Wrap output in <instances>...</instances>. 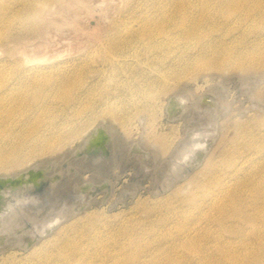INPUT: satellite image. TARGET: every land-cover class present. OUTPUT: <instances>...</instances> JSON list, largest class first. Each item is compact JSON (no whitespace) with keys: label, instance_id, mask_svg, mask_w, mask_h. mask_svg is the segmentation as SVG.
Returning <instances> with one entry per match:
<instances>
[{"label":"bare ground","instance_id":"6f19581e","mask_svg":"<svg viewBox=\"0 0 264 264\" xmlns=\"http://www.w3.org/2000/svg\"><path fill=\"white\" fill-rule=\"evenodd\" d=\"M48 1L14 0L17 2V6L14 7L16 9L13 10L14 18L21 21L26 14L36 15L38 6L44 5ZM204 1L198 8L193 7L194 5L184 6L185 4H183L177 5L180 7L176 8L177 10L175 9L173 13L160 11L159 14H145L140 17L126 10L125 20L127 21L120 22L117 26L130 27L132 22L135 23L136 28L132 32H123V34H120V30L116 28L120 36L118 40L103 47V61L113 65L115 62L126 61L127 58L137 59L139 56H137L136 50L134 54L137 58L129 55L132 53L123 52V47L136 48L137 45L141 46L142 44L146 45L148 49L156 47L159 49L161 48L159 45H162L163 42H173L171 39L173 31H170L178 29L179 35L177 33L175 35H182L186 40L197 42L195 45L199 49L193 56L196 58L194 62H197L195 64L204 70L219 71L234 64L238 73L257 64L264 67V47H261L260 42L254 43L255 45L250 44L254 47L250 51L245 49L243 52L242 49L245 48H242L243 45H239L242 49L236 48L234 45L235 48L223 49L222 52L219 49L221 43L218 42L219 50L216 48L218 46H215L217 43L215 41L219 39H214L215 41L212 42L214 35H211L212 27H218L221 23L219 18H223L222 21L230 19L239 23L263 18L264 0H222L221 6H210V8L206 0ZM9 4V0H0V16H6L5 14L10 9ZM206 37L211 42H207L208 40L205 39L207 43L203 45L202 39ZM181 38L183 39V37ZM232 45L233 43L231 47ZM181 46L183 47V45ZM154 51L151 52L154 53ZM192 53H194V49H192ZM140 55L143 57V54ZM189 61V59L182 60L179 61L180 64H176L177 66L167 67V70L164 71L165 74L159 72L157 86L154 83L151 84L152 87L155 86L154 91L147 90L145 94L148 101L154 99L159 92L168 90V87H171V84L169 85L171 80L180 79L181 81L182 75L192 65V61ZM193 66L196 67L194 64ZM3 77L4 75L0 73V175H5L0 177L9 175L14 178L23 175V183L19 185L7 184L0 190V253L6 255L14 248L22 250L31 248L30 252L33 254L39 250L37 256L39 257V254H42L40 251L47 250L50 246L47 255L45 253L46 259L43 264H77V258H84V261H88L87 259L90 257L84 253L85 247L81 248L83 245L80 248L67 247L66 243L69 238L67 241V239L61 238H66V236L59 238L53 234L69 219H71L69 221V227H71L76 222L78 214L95 201V192L99 189L100 183L108 181L106 171L109 168V163L113 162L124 166L131 164L143 174L149 172L153 177L152 180L154 179L152 184L157 183L154 189H158L157 192L160 193L171 188L177 180L179 183V179L184 178H187L186 186H199L204 191V193L202 191L203 194L194 195L193 202H187L185 198H182L185 205L180 208L185 207V209H176L177 213L174 210L175 215L172 213L174 218L171 214L173 219L169 224L164 225L166 221H162L164 226L161 229L162 232L159 233L160 236L154 238L155 248H153L158 251L163 250L164 253L168 249L175 254L183 249L180 252L185 253L187 246L193 247L194 243L200 247L201 241H196V238H202L203 249L200 251L209 252L211 260L197 257L193 249L190 250V254H187L189 258L184 257L188 258L187 260L183 259L181 255L170 256V253L165 260H161L157 256L154 257L152 250H149V245L145 250L142 246L136 247L135 243L138 240L132 238L128 242L116 244L111 248H102L100 251H96L94 248L96 257H99L97 264H235L233 251L240 250L250 253L264 243L263 151L254 152L261 159L259 161H256L257 158L254 154H246L247 152L236 157L238 159H233V155V157L229 156V160L232 159V161L229 163L228 160L229 167L226 165L228 169L220 170L219 167V169L214 168L204 172L206 178L204 181L206 182L201 181V184L190 175L195 169L201 168L199 171L201 172L205 167L203 160L209 145L212 144L209 141L215 140L220 124L221 109L215 103L216 101L212 100L213 98H208L211 94L208 97L191 94V99H188L189 95L187 98V94L182 88H180L182 90L174 91L168 96L165 106H163L167 120L176 122L171 125V128L176 129L177 133L171 138L169 134L152 131L146 138L144 137L146 141L142 145V140L131 141L128 139L130 142L124 143L114 138L116 133L114 127L110 123L107 125L105 123L109 121L114 124V122L119 123L123 120L122 124H125L130 120L129 116L118 117L117 108L109 106V111L98 120L99 116L95 113L92 102L89 101L87 106L84 105V108L80 107V95H86L87 91L81 88L80 80L76 78H63L57 83L50 80L33 81L30 90L28 85L27 89L22 85L16 90H12ZM183 86L181 85V87ZM75 87L76 89H74ZM221 88L224 87L221 86ZM185 90H187L186 87ZM76 91L80 92L76 93ZM54 101L61 102L62 105L59 106L61 112L68 111V114L66 113V116L69 117L67 124L69 122L71 124L78 123L70 128L69 126L63 127L61 121L58 122L57 116L44 117L41 113L35 116L27 114V111L33 107L43 106L42 108L45 109ZM170 106L174 108L169 109ZM86 114H90L88 120L81 121ZM100 125H103L110 136L108 147L111 148L112 155L109 160L100 154L101 146L92 147L90 144L91 137ZM87 128H89L88 132L79 136L78 145L67 150L68 136L65 133L69 130L70 136L74 137ZM93 166L96 167V170L93 171L92 177L81 181L79 179L81 173L77 174L80 172L79 170ZM30 168L43 169L42 177L32 183L27 180ZM82 171L84 170L82 169ZM104 186L106 195L108 186L106 184ZM133 187L126 188L117 200L124 203L125 196L133 197L137 190ZM181 190L182 188L178 184L173 189L178 192L176 193L178 195ZM192 208H197L196 213L192 211ZM186 210L191 211V216L186 214ZM199 219L203 220V226L197 223ZM209 227L214 228L211 230ZM50 234L53 236L51 238L55 240L50 238L54 242H50L49 246L44 244L49 238L35 245L38 240ZM209 235L212 236L211 239H209ZM57 240L59 241L57 242ZM215 249L222 251L221 254H213Z\"/></svg>","mask_w":264,"mask_h":264},{"label":"rangeland","instance_id":"374dc122","mask_svg":"<svg viewBox=\"0 0 264 264\" xmlns=\"http://www.w3.org/2000/svg\"><path fill=\"white\" fill-rule=\"evenodd\" d=\"M216 1L206 0L209 8L210 6L219 7L222 5L220 3L222 0H218V3ZM9 2L10 9L5 14L6 16H0V73L4 75L3 78H5V81L12 90H16L17 87L22 85L26 89L28 85L30 90V85L33 81L50 80L57 83V81L63 78H76L80 80L79 84L81 88L87 91L86 95H80V107L84 108V105L87 106L89 101L92 102L94 111L99 116H97L98 120L109 111V106L117 108L118 117L129 116L130 120L125 124H122L123 120L119 123L114 122V124L107 120L108 123L106 122L105 124H112L116 132L113 131L115 133L114 138L124 143L130 142V140H142V145L146 141L145 138L148 136V133L151 134L152 131L160 134H169L171 138L177 133L176 129L171 128V125H174L176 122L167 120L164 109L166 99L174 91L176 92L177 89L182 88L184 93L186 92L187 98L189 95L188 99H191V94L205 95L207 97L211 94L212 96L210 95L208 98H213L212 100L216 101L215 103L221 109V118L215 140L209 141L212 144L209 145L208 152L205 154L206 156L203 160L205 166L202 170L203 172H199L201 168H197L190 174L197 182L200 181V184L201 181L206 182L204 181L206 179L203 174L204 172H208L214 168L219 169V167L220 170L228 169L226 167L232 161V159L229 160V156L233 155V159H238L236 157H239L243 152V154L247 152L246 154L250 155H255L254 152L258 151L264 152L263 66L257 64V68V65L247 67L238 73L234 64L228 68H223L224 70H219L220 72L218 70H204L195 64L197 62H194L196 58L193 56H195L199 49L195 45L197 42L186 40L184 36L180 35L183 37V40L178 36V29H171L170 31H173L171 36L172 41L176 42H163L162 45H159L161 47L159 49L156 47L149 48V50L146 48V45L143 46L142 44L141 46L137 45L136 48L123 47V52L132 53L129 54L132 56H135L134 51L136 50V54L140 58L136 56L137 59L127 58L128 60L115 62L113 65L105 63L102 59L103 47L114 40H118L120 36L116 28L120 30V34L128 31L132 32L136 28L135 23L132 22L130 23V27L117 26L120 22L127 21L125 20L126 10H129V12L138 17L145 14H159L160 11L162 13H173L176 8L180 7L177 5L185 4L184 6H189L190 4L198 8L201 5L200 3L205 2L204 0H49L44 5L38 6V14H26L25 18L21 21L14 18L15 12L13 13V10L16 9L14 7L17 6V2H14V0H9ZM219 19L221 23L218 27H212L211 35H214L212 42L215 41L214 39H219L215 41L217 42L215 46H218L219 43L222 44V48L216 47L220 51L223 52V49L231 50L235 47L241 48L240 46L242 45V48L245 47L244 49L241 48L243 52L245 49L250 51L254 49L253 45L256 42H260L261 47H264V17L240 23L231 21L230 19L224 21H222L223 18ZM132 21H134L133 18ZM206 27L209 26L206 25ZM176 33L178 35H175ZM205 39L208 40V37L202 39L203 45L211 42L210 39L205 42ZM231 42L233 43L232 47ZM234 45L235 47H233ZM192 49H194V53L191 54ZM151 51H154V53ZM140 54H143V57ZM154 57L156 58L154 59ZM186 59H189V62L192 61V65L189 68L190 71L188 69L182 75L181 81L180 79L171 80L169 83L171 87H168V90L159 92L154 99L148 101V97L145 94L147 90L154 91L155 86L152 87L151 84L154 83L156 85L159 81L157 80L158 73L165 74L166 72L164 73V71L167 70V67L177 66L178 63H181L179 61ZM194 68H197V70ZM187 72L188 75H186ZM171 76L172 73L170 74ZM181 85H184V88ZM221 86L224 88H221ZM185 87L188 91L185 90ZM77 92L79 93L80 91ZM61 105V102L54 101L45 109L42 108L43 106L33 107L27 111V114L35 116L41 113L44 117H48L49 115L57 116L58 122L61 121L63 127H73L78 122L73 124L69 122L67 124L69 117L66 116V113L68 114V111L64 110V112H61L59 110V106ZM172 107L168 108L172 109ZM225 111L227 112L225 113ZM89 116L90 114H86L81 121H87ZM89 128L80 131L79 135L74 137L70 136L71 133L68 130L65 133L68 136L66 149L69 150L76 147L80 140L79 136L88 132ZM108 134L103 125H100L90 139L92 147L101 146L99 148V151H102L100 154L106 160H109L112 155V150L108 147V141H110ZM255 158H257L256 161L261 160L258 156ZM210 163L211 165H209ZM93 167L82 168L84 171L80 169V172L77 173L78 175L81 173L79 179L84 181L92 177L93 171L96 170V167ZM109 168V171H106V179L108 181L100 183L99 189L95 192L94 199L96 202L93 201L90 206L83 209L78 214L79 216H76V222L71 227H69V221H71L69 219L64 226H61L53 234V236H59V238L60 236H66V238H61L67 239V241L69 238V241L66 243L67 247L80 248L82 245V249L85 247L83 251L90 258L87 259L88 261H84V258H77V264H97L99 263V259H97L99 257H96L94 248H96V251H100L102 248H111L116 244L128 242L132 238L138 240V244L135 243L136 247L142 246L145 250L149 245V250H152L153 255H155L154 257L157 256L161 260H165L169 256V253L170 256L175 255V257L181 255L183 259L187 260L189 258L187 254H190V250L192 249L195 250L193 252L196 253L197 257L210 259L209 252L200 251V249H203L202 238H196V241H201L200 247L194 243L193 247L191 245L187 246L185 253L180 252L183 249L176 254L168 251V249L164 253L165 251L163 250H155V245L153 244L155 243L153 241L154 238H157L156 236L162 232L163 226L169 224L174 218L175 213H177L176 209H185V207L180 208L185 205L181 199L185 198L187 202H193L194 195L199 196L204 193L199 186H186L187 178H184L179 179V183L177 180L171 188L160 193L157 192L158 189H154L157 183L152 184L154 179L152 180L153 177L149 172L143 174L131 164L124 166L115 162L109 163ZM42 170V168H30L27 173V180L30 183L37 181L42 177ZM22 177L23 175L14 178L9 175L0 177V190L7 184L19 185L23 183ZM105 184L108 186L106 195L104 193ZM177 184L182 188L179 195L176 194L178 192L173 191ZM133 186L137 188L133 197L125 196L124 203L117 200L118 196L126 188H132ZM102 199L103 201L101 202ZM195 210L197 208H192V211L195 212ZM171 214L173 218L170 216ZM186 214L191 216V211L186 210ZM163 220L166 221L164 225H162ZM200 221L201 219L197 223L203 226V220ZM209 228L212 230L214 227ZM53 236L50 234L38 240L35 245L49 238L44 243L48 245L50 242H54L52 241L55 240L52 239ZM208 237L209 239L212 238L211 235ZM49 247L47 248L46 246V252L45 250L40 251L42 254L39 252V257H37L39 250L33 254V252H30L31 248L27 250L20 248H16V250L14 248L15 250H10L12 252H8L6 255H4L5 253H0V264H39L40 261L43 264L45 263L43 262L46 259L45 256L50 250ZM221 252L215 249L212 253L219 255ZM233 252V257L236 260L235 264H264V243L250 253L240 250Z\"/></svg>","mask_w":264,"mask_h":264},{"label":"water","instance_id":"95a60500","mask_svg":"<svg viewBox=\"0 0 264 264\" xmlns=\"http://www.w3.org/2000/svg\"><path fill=\"white\" fill-rule=\"evenodd\" d=\"M1 186V185H0ZM28 247V246H27Z\"/></svg>","mask_w":264,"mask_h":264}]
</instances>
